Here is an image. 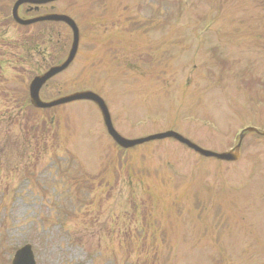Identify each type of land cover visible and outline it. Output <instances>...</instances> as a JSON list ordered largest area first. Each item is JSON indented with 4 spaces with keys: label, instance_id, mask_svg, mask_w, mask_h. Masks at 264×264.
Instances as JSON below:
<instances>
[{
    "label": "rangeland",
    "instance_id": "374dc122",
    "mask_svg": "<svg viewBox=\"0 0 264 264\" xmlns=\"http://www.w3.org/2000/svg\"><path fill=\"white\" fill-rule=\"evenodd\" d=\"M15 1L0 0V264L26 243L38 264H264V136L246 135L227 163L173 140L123 150L88 101L35 112L29 82L54 64L58 35L65 59L72 34L54 24L45 43L52 26L17 25ZM47 12L72 16L81 39L44 100L92 89L123 136L170 129L216 151L264 130V0H60ZM60 164L90 187L71 190Z\"/></svg>",
    "mask_w": 264,
    "mask_h": 264
},
{
    "label": "water",
    "instance_id": "95a60500",
    "mask_svg": "<svg viewBox=\"0 0 264 264\" xmlns=\"http://www.w3.org/2000/svg\"><path fill=\"white\" fill-rule=\"evenodd\" d=\"M52 1H56V0H17L12 8L13 19L21 25H29L32 23L40 22V21H57V22L62 21L71 28L72 34H73L71 48H70V51L66 59L62 63L50 67L42 75L35 76L34 79L32 80L29 86V91H30L31 103L34 106L40 107V108H49V107H53L56 105H60V104H64V103H68V102H72L76 100H90V101H93L98 106L102 114L104 124L106 126L108 134L112 137V139L118 145H120L123 148L133 147L135 145L142 144V143L152 141V140H161V139L171 138V139L177 140L178 142L186 145L188 148L193 149L194 151L198 152L199 154L203 156L214 157V158L224 160V161H237L239 159L242 139L246 133L255 132L259 135H264V131H260L253 127H248L244 129L243 132L240 134V139L238 143L236 144V146L234 147V149L228 152H222V153L203 149L197 144H195L194 142H192L191 140H189L188 138L182 136L181 134L175 131H166V132L157 133V134L149 135L146 137L130 140V139L123 137L121 134H119V132H117V130L113 126L111 115L109 113V110H108V107L105 101L99 95H97L96 93L92 91H79V92L72 93L70 95L59 97L50 102L42 101L39 96V92L42 86L50 78L62 72L66 68H68V66L71 64V62L75 58V55L79 47L80 31L75 21L67 15L57 14V13H47V14L39 15L33 18L23 19L19 16L18 9L20 5L24 3L39 5V4L49 3ZM11 264H36L31 245L27 244L21 247L20 249H18L16 253L14 254Z\"/></svg>",
    "mask_w": 264,
    "mask_h": 264
},
{
    "label": "trees",
    "instance_id": "16d2710c",
    "mask_svg": "<svg viewBox=\"0 0 264 264\" xmlns=\"http://www.w3.org/2000/svg\"><path fill=\"white\" fill-rule=\"evenodd\" d=\"M46 25H51V29H48V31L45 33V35L40 36V39L45 38L46 37V42L45 43H53V37H52V32H53V26H55L54 24H47V23H43L38 25L39 27H41V31L39 32V34L43 31V30H47ZM58 35V33H56L55 37ZM58 39V36L56 37ZM39 44V48L35 49L34 47H32L33 49H35L37 52L41 51V50H46L48 49L47 46H44L43 43H38ZM51 46V53L49 54V61L50 63H55L57 60H59L60 56L62 55V53H64L65 51V41L61 42V40H59V44L54 45V44H50ZM53 50V52H52ZM28 51H31L30 47L28 48ZM53 55V56H51ZM31 107V106H30ZM32 108V107H31ZM33 109V108H32ZM35 112H44V111H39V110H35L33 109ZM38 118V117H37ZM29 118H27L25 120V124L26 121H28ZM52 121V120H51ZM40 132V134L42 133V131H40L39 129L34 131L31 130V134L32 136H37V134ZM32 136L30 135V138L28 140L32 139ZM46 140H43L41 142V138L39 137V142H36L38 145L39 143H42L43 147L47 146V142H45ZM46 148H44L43 150H45ZM72 164H70L69 166H63L62 164L57 165L56 169H57V173L60 171L61 173H65V174H70V177L72 178V183H71V179L68 177V185H70L71 190L75 189V191L80 192L82 190H85V188L90 187L89 184L86 183L85 179H84V175L82 174V172L77 169V167L72 166L70 168ZM105 168H107V166H105ZM101 174H104V172ZM29 175V174H28ZM108 173L105 175L107 178ZM63 176L65 175H61V178H63ZM127 177L130 178V181L135 179L137 182H141V171H139L138 169H136L135 167H131L129 166V172L127 174ZM71 183V184H70ZM82 184V185H79ZM86 193V191H84ZM88 193V192H87Z\"/></svg>",
    "mask_w": 264,
    "mask_h": 264
},
{
    "label": "flooded vegetation",
    "instance_id": "af4514ba",
    "mask_svg": "<svg viewBox=\"0 0 264 264\" xmlns=\"http://www.w3.org/2000/svg\"><path fill=\"white\" fill-rule=\"evenodd\" d=\"M32 11V10H31Z\"/></svg>",
    "mask_w": 264,
    "mask_h": 264
}]
</instances>
